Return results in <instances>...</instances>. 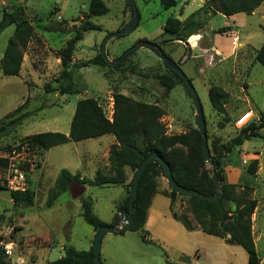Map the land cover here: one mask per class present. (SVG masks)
<instances>
[{
	"label": "rangeland",
	"instance_id": "1",
	"mask_svg": "<svg viewBox=\"0 0 264 264\" xmlns=\"http://www.w3.org/2000/svg\"><path fill=\"white\" fill-rule=\"evenodd\" d=\"M108 13L93 17L92 22L101 30H91L78 42L73 62L88 61L101 53L106 38L125 28L131 21L130 8L126 0H103ZM175 8L164 9L160 0H135L139 22L130 33L111 38L107 43L110 60L120 58L127 50L140 41L156 44L173 62L180 66L193 83L203 107L210 143L218 145L232 140L242 127L236 121L245 113L252 112V120H259L264 114V68L255 61V51L264 42V1L258 13L236 14L228 18L209 13L203 7L207 0H177ZM91 0H0V10L24 7L28 19L35 25L38 37L26 49L28 60H23L22 74L30 71L29 87L19 77L2 75L0 62V125L5 116L25 104L24 112L32 115L11 136L0 141V153L10 149L24 137L44 133H70L72 118L79 100L97 99L107 116L113 114V94L121 93L138 101L158 104L166 115L162 122L168 134H180L196 127L195 104L184 84L177 82L169 68L151 51L139 49L125 63L116 68L110 65H90L73 70L72 81L75 93L60 97L62 79L59 51L74 38L69 32L73 25L87 20ZM202 12V14H201ZM201 18H198L197 14ZM195 16V17H194ZM169 17H176L185 23V30L179 39L171 38L164 32ZM191 17H194L193 22ZM1 20V15H0ZM243 29L238 36L233 31L234 23ZM61 24V25H60ZM190 24L192 27L190 29ZM61 26V27H60ZM232 26V27H230ZM229 27L224 34L214 32ZM59 28H64L59 31ZM15 26H9L0 35V61L4 55ZM234 37L232 44L228 38ZM250 38L253 46L241 45ZM216 40V42H215ZM218 40V41H217ZM223 47H230L222 52ZM25 55V54H24ZM35 68V69H34ZM165 81L176 83L167 93ZM219 86L227 93L223 98L232 124L222 128L223 116L212 107L209 89ZM247 120V119H246ZM108 136L104 140H110ZM99 139L69 142L52 147L47 152L45 167L48 181L43 180V167L39 181H32L35 192L33 206L15 205L10 192L0 186V241L15 243L13 255H6V264H48L64 255L63 245H72L80 251L92 246L91 235L94 228L83 219L81 195L78 188L64 192L51 207L46 201L49 188L63 169L75 173L80 169L88 179L94 177L96 165L105 171L104 164L96 163L95 156L103 151ZM260 152L255 190L252 197L259 201L257 218L254 223L256 251L264 264V140L246 141L242 151L253 154V148ZM254 148V149H255ZM225 172L228 181L239 183L244 170L243 158L239 151L230 155ZM261 164V165H260ZM83 167L87 169L84 170ZM133 178L131 171L129 179ZM160 190L168 189L167 180H159ZM84 197H92L95 213L105 218L111 211L117 212V202L126 196L122 185L103 187L85 185ZM76 194V195H75ZM242 195V193L240 194ZM112 204V205H111ZM80 208V209H79ZM121 210L119 211L120 214ZM179 219L174 217V214ZM191 212L186 199H178L172 206L170 199L155 196L147 231L155 243L142 240L136 232L125 235L106 234L102 241L101 260L104 264H184L194 262V254H202L199 264H249V254L242 247L230 245L226 241L201 231L196 221L190 228L183 217ZM3 250L4 247L0 245ZM48 246V247H45Z\"/></svg>",
	"mask_w": 264,
	"mask_h": 264
},
{
	"label": "trees",
	"instance_id": "2",
	"mask_svg": "<svg viewBox=\"0 0 264 264\" xmlns=\"http://www.w3.org/2000/svg\"><path fill=\"white\" fill-rule=\"evenodd\" d=\"M207 1L208 3L203 7L207 12L206 16L212 13L229 18L239 13L251 15L264 0ZM160 3L166 10L178 5L177 0H160ZM127 5L130 8L128 3ZM108 10L103 0H91L87 20L78 26L73 25L70 29L69 32L74 33V38L69 40L66 46L59 51L62 65L61 95L75 93L72 81L73 70H79L92 64L107 65L101 53L88 61L73 62V58L77 44L84 34L91 30L102 29L100 25L92 22V18L106 15ZM0 15V35L9 26H15L14 34L10 38L1 60L2 72L4 76H18L26 49L29 43L38 37V32L25 14L24 7L19 4L12 9L0 10ZM197 16L201 18L199 13ZM194 17H191L192 22ZM191 27L192 24H190V29ZM184 28L185 23L183 21L176 17H169L164 25V32L171 38L179 39L184 33ZM58 30L65 31L64 28ZM228 31H230L229 27H222L214 33L224 34ZM255 61L264 68V43L255 51ZM169 70L177 82L184 84L178 74L171 69ZM163 84L167 93H170L176 83L165 81ZM226 95L225 90L219 86H212L209 89L212 107L219 115L223 116V121L220 124L222 128L232 124L230 114L226 111L223 103V98ZM24 109L25 104H22L5 116L0 125V141L16 132L24 121L32 115L30 112H24ZM165 115L166 111L158 104L145 103L121 93H114L111 118L107 116L104 107L97 99L85 98L77 103L69 135L60 132H44L24 137L21 141L35 145L43 152L58 145L80 142L104 135H112L118 143L110 149V169L106 172L98 170L92 180L80 179L78 174H72L67 169L61 170L54 186L49 190L46 201L47 207H51L64 192L78 188L79 191H76L78 194L75 195H81L82 217L97 232L107 224L94 213L92 199L82 195L85 185L124 186L127 190V197L118 209L120 211L124 206L128 209L135 173L143 160L153 153H157L169 164L173 178L180 186L196 190L207 196L216 194V184L209 177L208 163L204 159L202 134L196 127H191L188 131L180 134H168L167 127L162 122ZM206 132L208 136L207 122ZM252 139L264 140V114L260 116L259 120H252L239 129L232 140L225 144L218 145L217 141L210 143L208 136L213 172L220 180L223 188L222 197L214 201L179 194L170 186L168 189L160 190L159 180L162 177L165 178L163 166L159 161L150 163L140 180L138 198L135 201L137 212L134 215V221L123 227L119 235H124L126 232H140L142 239L148 241L145 232L148 211L153 197L156 194H162L170 199L172 206L178 199H186L187 208L193 219H190L187 214L183 217V222L185 221L191 229L194 228L193 221H196L205 234L225 239L227 243L240 246L247 251L250 255L249 264H261L262 256H259L256 251L252 223V216L258 206V200L253 198L252 194L255 190V181L253 180L257 177L259 160L253 159L244 166L239 183H230L225 172L227 166L225 160L228 158L229 165H232L230 155L242 147L246 141ZM127 169L132 171V179H129ZM241 193L242 195H240ZM10 196L17 206H33L35 203V192L32 189L23 193L10 192ZM174 217L179 219L176 213ZM120 218L119 215L116 216L114 225L118 224ZM93 259V248L90 251H78L69 246L65 248V255L62 258L49 264H94ZM6 260L7 257L0 246V264H6Z\"/></svg>",
	"mask_w": 264,
	"mask_h": 264
},
{
	"label": "water",
	"instance_id": "3",
	"mask_svg": "<svg viewBox=\"0 0 264 264\" xmlns=\"http://www.w3.org/2000/svg\"><path fill=\"white\" fill-rule=\"evenodd\" d=\"M127 3L130 6L131 9V21L130 23L120 31L109 35L104 43L102 44L101 48V54L105 62L113 67H118L125 63L134 53H136L139 49L145 48L154 53L169 69L174 71L176 74H178L181 79L183 80L185 86L187 87L188 91L190 92L194 104H195V119L194 123L196 128L199 130V132L202 134V144H203V152H204V159L208 163V173L209 177L215 182L217 187V192L214 195L207 196L204 195L196 190H190L186 189L182 186H180L173 178L172 171L169 167V164L157 153H153L149 155L147 158L143 160V162L140 164L139 168L137 169L135 176L133 178L131 193L129 197V208L127 209L126 206H124L121 209L120 216L121 220L118 222L116 226H109L105 225L101 227L95 235L94 242H93V251H94V264H104L101 260V249H102V241L106 234H119L120 230L125 227L126 225H130L134 221V215L137 212V208L135 206V201L138 198V190H139V184L141 177L147 167L150 163L153 161H159L164 169L165 179L167 180L169 186L176 191L179 194L188 195V196H197L204 200L208 201H214L217 199H220L223 195V188L220 180L213 172V162L210 158V149L208 145V136L206 132V121L203 113V107L202 103L200 101L199 95L191 82V80L186 76V74L183 72V70L180 68L179 65H177L175 62H173L165 53L161 51V49L154 43H151L149 41H140L135 46L127 50L120 58L116 60H110L107 55V43L111 38L114 37H120L124 36L131 31H133L138 22H139V12L136 5L135 0H126ZM62 97V95H60Z\"/></svg>",
	"mask_w": 264,
	"mask_h": 264
},
{
	"label": "crops",
	"instance_id": "4",
	"mask_svg": "<svg viewBox=\"0 0 264 264\" xmlns=\"http://www.w3.org/2000/svg\"><path fill=\"white\" fill-rule=\"evenodd\" d=\"M262 4V3H261ZM261 6V5H260ZM260 6L252 13V14H254V13H258V11H259V9H260ZM260 14H264V12H259ZM219 15H221V14H219ZM235 16H232V18H234ZM231 18V17H230ZM230 27H232V26H230ZM233 28V31L237 34V36H238V32H239V30H241V29H243V26H241L240 25V23L238 24L237 22H235L234 23V27H232ZM239 37V36H238ZM233 39H234V37H230V38H228L227 39V44L228 45H231L232 44V41H233ZM218 41V40H217ZM215 42H216V40H215ZM250 42V38H248L246 41H244V42H242L241 43V45H247V46H253L251 43H249ZM264 43V42H263ZM262 43V44H263ZM262 46V45H261ZM260 46V47H261ZM230 47H223V50H222V52H224V49H225V51H227L228 49H229ZM256 49H259V48H257L256 47ZM2 58H3V56H2ZM2 58H1V60H2ZM29 59V56L27 55V53H25V55H24V61L25 60H28ZM1 62V61H0ZM24 63L25 62H23V65H24ZM22 65V68H21V71H20V74L18 75V76H15V77H19L21 80H22V82L27 86V88L28 89H30V87H29V80H28V78L30 77V71H27V69H26V71L24 72V74H22V71H23V68H24V66ZM35 69V68H34ZM2 75H3V72H2ZM9 77H12V76H9ZM21 106V105H20ZM112 117V116H111ZM111 117H109V118H111ZM240 118V117H239ZM109 135H104V136H101V137H98L97 139H99L101 142H102V144H103V151H102V153L100 154V155H98V156H95V160L97 161L96 163H103L104 164V169H105V171L104 172H106V171H108L109 169H110V162H109V154H110V149H111V147L113 146V145H115V144H118L117 143V141H116V139H115V137H113L112 135H110V136H112L113 138H110V140H104V139H106L107 137H108ZM92 139H96V138H92ZM92 139H87V140H92ZM84 141H86V140H84ZM100 142V143H101ZM245 144V143H244ZM243 144V145H244ZM243 145H242V147H243ZM253 148V154H246L245 152H243L242 151V148L240 147L237 151H239L240 152V156H241V158H243V164H245L246 162H249V161H251V160H253V159H258L259 160V155H260V152L259 151H257L256 150V148L255 147H252ZM255 148V149H254ZM47 152H48V150L47 151H44V160H45V162H44V164H43V172H44V174H43V180L44 181H48V177L46 176V170H45V167L47 166V157H46V155H47ZM259 162H260V160H259ZM261 165V164H260ZM82 168H84V170H86L87 168L86 167H83L82 166ZM101 167H98V165H96V167H95V169H94V173L96 174V172L98 171V170H101L100 169ZM68 170V169H67ZM36 173L34 174V180L36 181H39V177L41 176V173H39V172H37V170L35 171ZM72 173V172H71ZM127 173H128V176L130 177V174H131V171H130V169H127ZM72 174H78L79 176H80V179H88L85 175H84V173L80 170V169H78V171L77 172H75V173H72ZM95 174H94V176H95ZM228 174H229V171L227 172V178H228ZM32 178H33V174H32ZM94 178V177H93ZM92 178V179H93ZM92 179H88V180H92ZM57 180V179H56ZM36 181V182H37ZM56 182V181H55ZM55 182H53V185L49 188V189H51L53 186H54V184H55ZM230 182V181H229ZM231 183V182H230ZM106 186H108V185H106ZM103 187V186H102ZM124 187V186H123ZM125 188V187H124ZM84 190H86V188L84 187ZM125 190H126V188H125ZM157 195H162V194H156L155 196H157ZM155 196L153 197V200H154V198H155ZM162 196H164V195H162ZM88 197H90V196H88ZM126 197H127V190H126V196L123 198V199H119V201H111L112 202V204H114V202H117V208H119V206H121L122 205V203L125 201V199H126ZM164 197H166V196H164ZM91 199H92V201H93V211H94V206H95V202H94V200H93V198L92 197H90ZM168 198V197H167ZM169 199V198H168ZM153 200H152V203H151V206H150V208H149V211H148V218H147V222H146V225H145V232H146V234H147V239H148V241H145V242H148V243H154V244H157V243H155L154 242V240L151 238V236L148 234V231H147V227H148V224H149V221L151 220V218H154L155 216L153 215V216H151V209H152V207H153ZM111 204V205H112ZM257 207H259V201H258V206ZM80 209V208H79ZM81 210H82V213H83V209H82V204H81ZM257 210H258V208L256 209V211H255V213L253 214V216H252V223H253V235H255V233H254V223H255V219L257 218ZM82 213H81V215H82ZM94 213H95V211H94ZM96 215H97V217L101 220V221H103L104 223H106L107 225H109V226H116V225H114V223H115V221H116V216L117 215H119L120 216V214H119V209L117 210V212H115V211H111V213L110 214H108L107 215V217H106V219L105 218H103V217H101L99 214H97V213H95ZM121 217V216H120ZM120 220H121V218H120ZM86 222V221H85ZM127 233V232H126ZM125 233V234H126ZM136 233H139L140 235H141V238H142V234L140 233V232H136ZM124 234V235H125ZM95 235H96V231H95V234L92 236L91 235V242L93 243L94 242V238H95ZM119 235V234H118ZM123 236V235H122ZM255 238V237H254ZM221 239V238H220ZM143 240V239H142ZM222 240H224V241H226L225 239H222ZM227 242V241H226ZM231 245V244H230ZM69 246H71V247H74V246H72V245H63V251H64V255H65V248H67V247H69ZM45 247H48V246H45ZM75 248V247H74ZM93 248V246L89 249V250H87V251H90L91 249ZM76 249V248H75ZM76 250H78V249H76ZM78 251H80V250H78ZM249 254V253H248ZM63 255V256H64ZM62 256V257H63ZM61 257V258H62ZM201 257H202V254L200 253V252H197V253H195L194 254V262L193 263H191V261H189V262H187V263H185L184 262V264H199V260H201ZM60 259V258H59ZM50 263V262H49ZM48 263V264H49ZM249 263H250V255H249Z\"/></svg>",
	"mask_w": 264,
	"mask_h": 264
},
{
	"label": "built area",
	"instance_id": "5",
	"mask_svg": "<svg viewBox=\"0 0 264 264\" xmlns=\"http://www.w3.org/2000/svg\"><path fill=\"white\" fill-rule=\"evenodd\" d=\"M251 121L252 112L249 111L236 121V125L243 127ZM0 161V186L9 192L22 193L32 189V174L45 162L44 152L27 141H20L1 152ZM0 244L7 255H13L15 243L1 241Z\"/></svg>",
	"mask_w": 264,
	"mask_h": 264
}]
</instances>
